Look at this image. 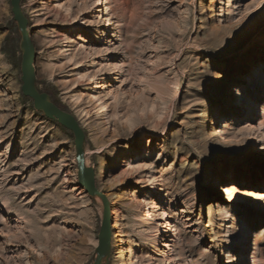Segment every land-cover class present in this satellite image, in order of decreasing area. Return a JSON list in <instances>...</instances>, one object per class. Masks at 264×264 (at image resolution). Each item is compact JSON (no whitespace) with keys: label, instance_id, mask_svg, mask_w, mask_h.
Returning <instances> with one entry per match:
<instances>
[{"label":"rangeland","instance_id":"374dc122","mask_svg":"<svg viewBox=\"0 0 264 264\" xmlns=\"http://www.w3.org/2000/svg\"><path fill=\"white\" fill-rule=\"evenodd\" d=\"M20 6L109 202L107 264H264V0ZM11 21L0 0V264H93L102 203L74 190L72 134L23 101Z\"/></svg>","mask_w":264,"mask_h":264},{"label":"water","instance_id":"95a60500","mask_svg":"<svg viewBox=\"0 0 264 264\" xmlns=\"http://www.w3.org/2000/svg\"><path fill=\"white\" fill-rule=\"evenodd\" d=\"M21 0H10L12 21L20 35L19 50L21 53L20 81L21 94L28 99L35 112L49 121L69 131L74 140L77 180L89 197H97L102 203V220L97 236L95 259L93 264H107L111 249V225L109 202L104 194L95 186V173L85 165L84 139L85 135L77 120L69 113L55 105L48 94L41 92L36 85L34 69L35 49L28 32V20L20 6Z\"/></svg>","mask_w":264,"mask_h":264},{"label":"bare ground","instance_id":"6f19581e","mask_svg":"<svg viewBox=\"0 0 264 264\" xmlns=\"http://www.w3.org/2000/svg\"><path fill=\"white\" fill-rule=\"evenodd\" d=\"M5 68L4 67H2V65L0 66V75H2V74H4V72H5ZM263 81H264V79H263ZM10 90H12L10 87H7V88H5V91L6 92H10ZM231 92H232V90H231V88H228V94H227V97L229 98L230 96H231ZM240 97H242L241 95H240ZM227 100V99H226ZM227 102H229V100H227V101H225V103L227 104ZM79 184V183H78ZM234 187H230V188H226L224 191H223V193H225V194H233L234 193V191H235V188L233 189ZM75 191H78L79 193H82V192H85L84 191V189H83V187H81L80 185L77 187V188H75L74 189ZM85 194V193H84ZM82 195V194H81ZM252 196H256L257 198H263V195H257V193H252ZM216 200H218V197H216ZM53 241H55V240H53ZM112 248V247H111Z\"/></svg>","mask_w":264,"mask_h":264},{"label":"trees","instance_id":"16d2710c","mask_svg":"<svg viewBox=\"0 0 264 264\" xmlns=\"http://www.w3.org/2000/svg\"><path fill=\"white\" fill-rule=\"evenodd\" d=\"M10 26H11V28H10V32H11V33H17V28H16V25H15V23H14L13 21L10 22ZM18 52H19V50L16 48V50L14 51V54H16V53H18ZM15 67H16V68H19L20 66H19V65H15ZM22 97H23V96H22ZM23 101L26 102V103H29V104L31 105L32 109H33L32 103H31L28 99H26V98L23 97ZM51 101L54 103V101H53L52 99H51ZM54 104H55V103H54ZM33 110H34V109H33ZM34 112H35V111H34ZM35 113H36L37 115L43 117L42 114L37 113V112H35Z\"/></svg>","mask_w":264,"mask_h":264}]
</instances>
